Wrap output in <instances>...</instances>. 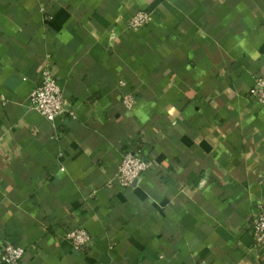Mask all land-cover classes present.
<instances>
[{
    "label": "crops",
    "instance_id": "obj_1",
    "mask_svg": "<svg viewBox=\"0 0 264 264\" xmlns=\"http://www.w3.org/2000/svg\"><path fill=\"white\" fill-rule=\"evenodd\" d=\"M139 11L153 18L134 31ZM48 64L74 111L53 123L29 107ZM263 73L264 0H0V250L23 248L18 264H264L249 228L264 107L248 99ZM140 137L155 167L121 188ZM77 227L87 248L65 238Z\"/></svg>",
    "mask_w": 264,
    "mask_h": 264
},
{
    "label": "built area",
    "instance_id": "obj_2",
    "mask_svg": "<svg viewBox=\"0 0 264 264\" xmlns=\"http://www.w3.org/2000/svg\"><path fill=\"white\" fill-rule=\"evenodd\" d=\"M152 14L139 11L129 22L131 30H138L152 22ZM248 99L253 105L264 107V73L259 75L254 86L248 92ZM123 103L130 108L133 103L131 95L123 97ZM29 107L37 112L46 121L53 123L61 117H73L74 111L71 102L64 96L55 80L50 65H46L40 75V81L31 93ZM144 140L139 138L134 148L127 149L121 157L114 180L121 188L131 189L154 167V160L145 155ZM253 237V249L258 252L264 249V206L250 223ZM65 238L76 248L84 249L91 242V236L82 227H77L66 233ZM23 248L7 244L0 250V264H18L24 257ZM257 258H261L260 254Z\"/></svg>",
    "mask_w": 264,
    "mask_h": 264
}]
</instances>
